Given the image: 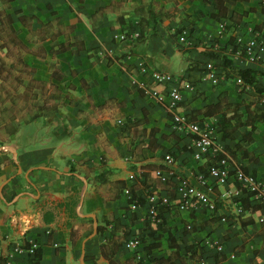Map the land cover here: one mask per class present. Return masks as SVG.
<instances>
[{"label":"crops","instance_id":"1","mask_svg":"<svg viewBox=\"0 0 264 264\" xmlns=\"http://www.w3.org/2000/svg\"><path fill=\"white\" fill-rule=\"evenodd\" d=\"M173 1L11 2L12 13L21 9L44 21L58 19L64 26L78 18L73 35L84 40L87 50L57 56L64 74L61 80L52 79L46 60L25 56L37 68L36 77L52 80L66 99L57 113L21 125L17 133L0 144L7 148L0 149V264H30L33 256L26 250L34 243L42 250L40 264H111L102 245L121 235V231L117 233L116 221L126 225L132 215L136 217L134 228L119 248L114 249L110 242L115 252L108 254L115 264H150L153 258L170 257L173 252L169 233L162 227L176 232L182 255L176 264H197L201 259L207 263L264 264V223L255 218L253 224L243 225L248 214L243 208L239 210L236 196L228 193L240 187L233 168L225 185L209 177L211 195L217 204L215 212L176 207V179L162 181L156 171L174 169L180 178L196 182V176L207 173L218 156L206 154L196 160L192 149L194 135L175 125L174 113L165 104L139 89L140 83L149 78L142 67L169 73L181 84L190 76L196 85L193 90L182 89L183 99L176 111L201 127L215 128L216 139L224 149L227 144L233 146L234 141L222 140L216 117L189 116L192 108L202 109L217 102L223 92L233 102L247 104L260 99L250 87L243 91L234 83L212 85L204 79V69L212 61L221 70L234 72L231 65L224 67L226 56L232 59L235 69L255 68L264 73V62H251L239 56L235 48L238 37L243 41L252 37L264 40V29L262 34L254 31L257 24L264 23V0L229 3L231 13L243 15L240 23L231 17H206L194 25L185 19V14L207 15L216 11L215 6L204 0H175L183 7L179 11ZM152 3L157 10L170 9V14L157 22L151 16L144 35L137 38L141 30L129 33V20L138 19L141 14L137 12L148 16L147 7ZM105 8L104 13L93 17ZM124 12L127 23L121 26L117 16ZM223 21L229 22L227 31L221 29ZM16 26L22 29L23 41L30 45L28 30L18 20ZM180 29L188 31L194 45H186ZM122 34H127V39L120 40ZM46 46L50 48V42ZM88 50H93L100 60L91 61ZM211 52L221 56L210 57ZM261 81L264 83V76ZM149 137L161 147L143 145L142 141ZM236 137L242 139V134L236 133ZM254 138L257 160L238 161L230 156L238 168H246L247 173L264 180V122L259 124ZM167 153L174 156V165L165 161ZM104 170L108 172L103 180L100 175ZM131 175L135 178L131 179ZM117 182L125 183L124 190H132L133 199L122 187L117 189ZM150 195L169 199L170 203L158 206L162 221L149 216ZM134 200L140 203L135 209L131 208ZM95 222L97 233L91 236ZM156 228L159 230L153 231ZM134 236L141 239V246L136 251L126 249L124 243ZM152 245L157 246L151 249Z\"/></svg>","mask_w":264,"mask_h":264},{"label":"trees","instance_id":"2","mask_svg":"<svg viewBox=\"0 0 264 264\" xmlns=\"http://www.w3.org/2000/svg\"><path fill=\"white\" fill-rule=\"evenodd\" d=\"M12 1L14 0H0V139L2 141L0 144H3L6 137L17 133L21 125L28 124L39 117L57 113L66 99V95L52 80L46 81L36 77L37 68L28 63L25 56L31 54L42 60H46L49 63L52 79L61 80L64 74L59 68L57 56L67 51H71L76 55L87 50L84 40L73 35L76 23L79 21L78 18L71 19L69 25L64 26L59 23L58 19L44 21L38 16L26 15L21 9L12 13L10 11ZM204 1L205 3L213 4L216 11L207 15L202 12L195 15L185 14V19L190 20L191 24L194 25L206 17L215 20L231 17L235 23H240L242 21L243 15H239L235 12L231 13L228 4L244 0ZM172 5L176 10L183 11V7L178 4L177 1L174 0ZM105 10L106 8L100 9L93 17L100 16ZM169 11L170 9L157 10L153 3L148 5V16H146L145 13L142 14L137 12L141 14V16L138 19L134 18L129 20V33L139 28L141 33L137 38H142L145 29L150 24L151 16L154 22H157L159 19H162L163 16H168L170 14ZM126 14L127 13L124 12L117 16V20L121 26L127 23ZM16 20L19 21L22 28L28 30L30 45L25 43L21 38L22 29L17 28ZM263 29L264 23L257 24L254 31H259L262 34ZM182 30L183 29L179 30L180 33ZM258 40L260 39L258 38ZM48 42H50V48L46 46ZM88 52L91 61L96 62L100 60L99 56L97 57V55H94L93 50H88ZM209 56L217 58L221 55L211 52ZM223 60L225 63L224 67L231 65L234 70V72H231V75L240 77L246 86H249L258 93L260 99L247 104L233 102L229 100L227 93L223 92L219 95L217 102L207 104L202 109L192 108V114L189 118H196L200 115L204 117H216L217 127L222 133V140H231L235 142L233 146L228 144L225 145V151L238 161L240 159L257 160L254 155L257 148L254 134L258 130L259 124L264 122V83L261 81V76L263 77L264 73L255 68L235 69L232 65V59L224 56ZM192 69L193 67H191L190 70ZM199 69L202 70L201 68ZM225 70L227 71L226 68ZM183 81L190 82L193 86L196 85L195 82L191 81L190 76ZM139 89L145 93L140 87ZM243 105L245 106L244 108L242 107ZM236 133H241L242 139H238ZM142 144L151 148L161 147L152 137L142 141ZM222 157V155H219L218 159ZM244 170L248 172L246 168H244ZM104 171L105 172L100 175V179L103 180L108 170ZM116 187L117 189L118 187H122L123 191L125 183L117 182ZM243 193L245 194L244 196L235 197V202L239 207L244 209L245 214H248L247 218H243V225L246 226L253 224L255 218L264 216V200H254L253 196L255 193L253 192L244 190ZM139 204L140 203H138V205ZM135 220V215L127 218L126 225H121L120 221L117 220V233L121 231V235H116L110 240L113 246L110 245V242L102 245L103 254L109 258L111 264L115 263L108 253L115 252L114 249L117 247L119 248L123 239L133 230ZM157 230L159 229L156 228L153 231ZM162 230L169 233V245L173 254L168 258H153L150 264H176V260L182 258L179 245L175 238L176 232L170 228L166 229L162 227ZM152 234L154 233L152 232ZM111 246L115 248L113 249ZM155 246L157 245H152L151 249ZM41 258L42 250L38 248L36 249L34 257L31 258L30 264H37L40 262ZM202 261V259L199 260L197 264H201Z\"/></svg>","mask_w":264,"mask_h":264},{"label":"built area","instance_id":"3","mask_svg":"<svg viewBox=\"0 0 264 264\" xmlns=\"http://www.w3.org/2000/svg\"><path fill=\"white\" fill-rule=\"evenodd\" d=\"M229 26L228 21L221 23V29L227 31ZM253 32V31H252ZM135 36V35H133ZM237 38V37H236ZM127 39V34H122L120 40ZM181 39L186 42L187 46L194 45V41L189 38L187 30H183L181 33ZM236 53L239 56H245L251 62L260 63L264 62V40H258V37H252L248 41H243L240 37L236 40ZM204 79L208 80L212 85H228L235 84L240 90L248 89L244 81L240 77H234L231 75V70H221L212 61H209L205 65ZM141 71L149 75V78L140 83V88L144 90L146 94L154 97L160 103L166 105L167 109L174 113L175 125L181 129L187 131L189 134H193L192 140L193 155L196 160H201L206 154H212L214 156L222 155L221 159H218L217 163L211 165L207 173H199L196 176V182H191L186 178H180L175 174L174 169L164 171L159 169L156 171L157 177L162 181H168L170 179H176V186L174 188L176 193V207L179 209H192L197 210L200 208H206L211 213L217 209V204L213 199L211 193L213 187L209 183V177H213L219 185H225L233 168L235 178L240 183V187L237 190L229 191V195L240 196L244 190L255 193L253 199L256 201L264 200V180L258 179L253 175L245 172L241 168H238L233 158L225 151L224 147L217 141L215 136V128L211 126L201 127L197 123L191 122L186 116L181 115L176 111L179 103L183 99L182 89L193 90L192 83L181 81L169 73L160 72L157 70L149 71L146 67H142ZM162 87V88H161ZM165 161L169 165L175 164V158L171 153L165 154ZM235 164V165H234ZM142 171V170H141ZM143 172V171H142ZM131 179L135 178V175L130 176ZM124 193L130 199H133V194L130 188H127ZM150 207L149 216L154 221L159 222L162 219L158 216L159 204H168L169 199L162 198L159 200L157 195H150L149 197ZM138 207V202L134 200L131 204V208ZM242 210L241 207H238ZM260 222L264 223V216L260 217ZM141 239L138 236H134L128 239L124 246L128 250L136 251L141 246ZM221 245L217 244V248L221 250ZM37 244H32L26 252L33 256L38 249ZM20 253L24 252V249L18 250ZM37 264H40L38 262ZM201 264H224L222 261H215L214 263H207L205 260Z\"/></svg>","mask_w":264,"mask_h":264},{"label":"water","instance_id":"4","mask_svg":"<svg viewBox=\"0 0 264 264\" xmlns=\"http://www.w3.org/2000/svg\"><path fill=\"white\" fill-rule=\"evenodd\" d=\"M0 149L5 150L7 148L6 147H0ZM14 154L17 155L16 152H14ZM19 172H22L21 169L19 170ZM96 233H97V226H96V222H95L94 233L91 236L95 235Z\"/></svg>","mask_w":264,"mask_h":264},{"label":"rangeland","instance_id":"5","mask_svg":"<svg viewBox=\"0 0 264 264\" xmlns=\"http://www.w3.org/2000/svg\"><path fill=\"white\" fill-rule=\"evenodd\" d=\"M27 127H28V126H24L23 128H24V129H28Z\"/></svg>","mask_w":264,"mask_h":264}]
</instances>
